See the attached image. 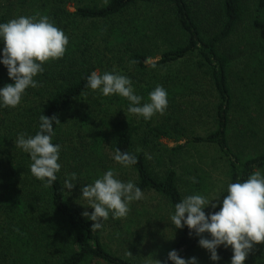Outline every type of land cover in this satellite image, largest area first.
I'll list each match as a JSON object with an SVG mask.
<instances>
[{"label":"trees","instance_id":"16d2710c","mask_svg":"<svg viewBox=\"0 0 264 264\" xmlns=\"http://www.w3.org/2000/svg\"><path fill=\"white\" fill-rule=\"evenodd\" d=\"M71 3L75 4L74 12L68 10ZM245 3L246 0H47L42 8L38 7L41 13L37 15L35 10L29 16L37 20L47 17L64 31L69 43L62 58L44 65L43 73L35 78L38 87L27 89L17 107L0 108V264H139L131 256L114 252L107 241L134 251H142L152 241H144L140 233L125 228L121 218L113 219L111 215L102 229L91 231L92 222L82 216L86 209L73 193L117 163L112 158L117 148L136 157L134 165L122 167L135 174L134 184L143 194L151 192L161 198L169 215L185 196L174 168L167 166L158 171L150 163L147 149L158 150L162 137L177 143L186 141L171 150L174 155L198 147L217 151L227 180L218 198L226 195L229 183L243 182L257 170L264 173V149L254 155L237 154L230 140L231 114L235 109L230 81L234 59L221 48L245 20ZM250 3L255 7L251 27L264 32V0ZM7 9L6 15H10V7ZM155 16L158 28L149 21ZM98 23L105 27L96 28ZM88 28H93L91 33ZM94 29L101 32L103 42L124 44L127 73L121 75L130 78L145 101L158 86L148 81L152 73L165 71L186 59L197 60V71L209 81L216 100L212 130L206 135L189 134L179 127L172 112L162 123L153 118L154 122L142 119L136 124L127 111L129 102L125 98L100 94L94 97L95 92L85 87L93 70L88 58L97 50L93 48ZM153 34L170 43L159 50V60L149 65L151 52L145 46ZM190 79H166L169 108L174 107L177 97L197 88L198 83L190 85ZM9 83L12 81L7 69L0 65V87ZM259 95L253 96L260 98ZM41 115L55 116L61 123L53 125V143L61 146V169L51 187L32 176L28 154L15 148L14 143L19 134L31 136L39 131ZM68 159L71 165L62 163ZM72 173L77 181L68 193L64 180ZM205 183L206 178L196 170L193 193L203 195L207 191ZM218 210L209 207L205 212ZM170 224V235H162L163 240L158 241V260L165 261L171 250L188 259L201 249L195 233L190 236L187 227L176 229ZM218 255L219 264H230V248L221 246ZM246 259V263L254 259L257 264H264V244L257 245Z\"/></svg>","mask_w":264,"mask_h":264},{"label":"clouds","instance_id":"9594fccd","mask_svg":"<svg viewBox=\"0 0 264 264\" xmlns=\"http://www.w3.org/2000/svg\"><path fill=\"white\" fill-rule=\"evenodd\" d=\"M69 39L64 31L49 21L47 17L20 16L0 23V65L7 69L12 83L0 87V108H15L29 88L38 87L35 78L43 73L49 61L62 58ZM85 87L104 97L118 95L129 104V114L151 119L163 113L168 105V93L157 86L148 94L147 101L135 94L129 77L114 72L92 71ZM54 123L61 124L55 116H40L39 131L35 135L19 134L14 141L15 148L27 153L30 158V173L51 187L61 169V146L53 143ZM113 160L128 167L136 163V157L128 152L115 150ZM77 176L72 173L64 180V189L75 187ZM81 198L87 201L92 211H84L82 216L91 221V231L102 229L109 216L113 219L125 217L129 205L142 198L141 189L132 181L124 182L117 178L113 169L107 170L92 183L81 188ZM217 201V203H213ZM211 207L218 211L206 214ZM170 221L176 229L187 227L193 233L198 245L207 250L210 260L220 261L218 249L230 248V264H245L246 258L256 245L264 244V173L257 170L243 182L229 183L226 195L209 200L201 194L185 196L177 202L170 214ZM207 234V235H205ZM130 254V253H129ZM131 255V254H130ZM155 264H199L196 257L182 258L176 250H171L165 261L155 260Z\"/></svg>","mask_w":264,"mask_h":264},{"label":"rangeland","instance_id":"374dc122","mask_svg":"<svg viewBox=\"0 0 264 264\" xmlns=\"http://www.w3.org/2000/svg\"><path fill=\"white\" fill-rule=\"evenodd\" d=\"M46 2L47 0H0V23H6L20 16L29 17L35 10H37L35 13L38 15L42 12V9L38 11V7L42 8L41 6ZM244 6L245 20L239 24L236 33L230 37L221 49L229 52V55L234 59V65L230 73L231 87L235 100V109L231 114L230 125L231 145L237 154L254 155L264 149V66L260 64L264 63V32L255 31L251 27L255 7L251 5L250 0H246ZM7 7L11 9L12 13L10 15H6L9 11ZM68 10L74 12L76 10L75 4L71 3L68 6ZM22 11H25V14L21 15ZM149 21L158 28V16ZM95 26L96 28L105 27L101 23ZM92 29L88 28L89 33H91L90 30ZM94 30L96 33H94L92 38L93 48L96 47L97 50L94 54L91 53L88 58V62H92V71H98L101 74L104 72L127 73L125 70L127 66L124 61L128 59L125 56L124 44H118L119 46H117L114 43L103 42L100 35L101 32ZM112 41L113 39L111 38ZM168 41L166 43H170ZM166 43L158 34H153L150 37L145 46L151 52V56L148 57V60H150L149 65L159 60V50H163ZM119 59H121V62H119ZM196 66L197 60L190 58L180 61L165 71L152 73L148 77L151 85L162 86L164 89H166L164 87L166 79H170V81L179 79V82H181L183 77L190 76V85L198 83L197 88L189 93L184 92L185 94L181 97H177L174 107L172 105H170V108L167 106L162 114L157 113L148 121L154 122V118L158 120V123H162L169 114L168 112H172V115L175 114L181 124L179 127L187 129L189 134L193 132V134L197 135H206L212 130L211 122L215 114L216 100L212 87L208 83L209 81L197 71ZM156 79H158V82ZM142 86L147 87L146 83H142ZM133 88L135 94H137V88L134 85ZM254 93H260V98L253 96ZM98 96L99 93L95 92L94 97ZM130 115L134 117L136 124L143 119L133 114ZM67 133L68 131H66ZM66 134L64 139L67 138ZM185 142V140H181L177 143L167 137L160 138L158 140V150L147 149L152 167L158 171L163 170L167 166L174 168L178 172L179 185L184 196L195 194L192 191V183L195 181V171L198 170L199 174L206 178L205 186L207 191L203 192V195L210 201L217 199L220 190L227 181L224 163L219 159L217 151L208 147H198L195 150L188 149V152L174 155L171 150L178 145L185 144ZM62 163L71 165L70 159ZM110 169L115 171L118 179L134 183L135 174L129 169H125L117 163H113ZM107 170L109 168L104 173ZM73 193L79 199L81 198V188ZM78 203L83 205L86 211H92L91 208H86L89 206L86 200L80 199ZM129 209L128 214L125 217H121L120 221L123 222L125 228L128 227L133 232L140 233L145 238L144 241H152L151 244L146 247L143 246L142 251H134L131 250V247H120L114 241L112 243L107 241V243L114 252L127 258L131 256L139 264H155L154 259L158 260L159 254L158 241L163 240L164 236L162 237V235L169 236L171 231L170 215L167 208L159 196L150 192L143 194L140 200L131 202ZM1 235L2 231L0 232V237ZM256 249L257 245L253 248V251ZM192 257H196L199 264H216V262L210 260V254L207 250L202 248L194 253ZM250 258L253 257L250 256ZM245 264H257V262L252 259L249 263L245 261Z\"/></svg>","mask_w":264,"mask_h":264},{"label":"water","instance_id":"95a60500","mask_svg":"<svg viewBox=\"0 0 264 264\" xmlns=\"http://www.w3.org/2000/svg\"><path fill=\"white\" fill-rule=\"evenodd\" d=\"M148 62H150V60H148Z\"/></svg>","mask_w":264,"mask_h":264}]
</instances>
